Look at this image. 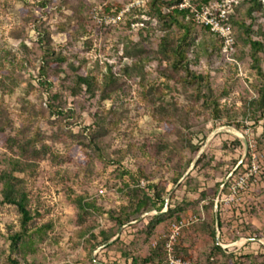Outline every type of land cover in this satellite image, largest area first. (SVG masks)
Segmentation results:
<instances>
[{
	"label": "rangeland",
	"instance_id": "374dc122",
	"mask_svg": "<svg viewBox=\"0 0 264 264\" xmlns=\"http://www.w3.org/2000/svg\"><path fill=\"white\" fill-rule=\"evenodd\" d=\"M80 2L82 4L78 5ZM133 3L134 0H0V63L3 61L5 64L4 67L0 66V79L11 88L9 92L0 88V109L3 116L9 115L12 119V125L6 127V131L21 129L22 122L17 113L23 104L33 110L44 111L49 92L60 94L64 108L62 115L44 112L45 117L34 118L25 124L27 131L37 129L48 143L62 153L56 161L48 158L40 160L34 174L28 178L31 206L41 214L37 222L51 223L42 230L41 240L34 237V243L39 248L31 259L42 264H88L86 256L76 249L82 247V240L76 234L81 223L74 206L75 197L82 195L84 201H95L96 208L87 207V213L82 214L83 220L94 221L97 225L113 224L114 220L107 216V211L117 214L128 207V191L135 187L126 174L121 177L118 174L125 168H135L137 159L133 153L142 152V157L146 158L153 153L156 142L162 141L169 143L167 150L160 152L158 161L148 160L146 171L152 172V177L141 178L138 185L151 194L152 190L147 186L149 183L164 185V207L160 211L152 209L122 225L112 239L123 229L122 238L128 241L131 223L139 221L146 214L165 212L168 205L174 207L185 203L182 220L199 217L200 213L202 219L215 218L216 221L215 211H219L222 227L218 228L216 222V242L227 253L231 252L233 259L218 257L217 260L213 256L214 264H223L225 260L226 264H239L244 255L251 254L262 258L264 115L249 106V101L255 97L254 87L259 79L248 60L241 62V65L237 63L234 75L225 66L203 67L208 71L212 87L216 89L225 85L228 89L227 96L219 99L225 115L218 117L205 116L207 113L203 114L202 109L198 108L200 103L188 96L186 86L177 87L170 80L167 84V79L160 75L152 57L142 62L146 71L143 79L138 74L121 77L103 99L99 98V91L94 97H89L85 92L71 96L67 89L71 83L64 73L50 75L47 80L50 85H39L38 81L44 80L38 74L42 56L40 44L43 45L39 41L43 38L44 30L48 31L53 48L63 52L68 61L77 66L81 64L83 73L95 71L101 76L107 60L114 63L116 71H120L135 58L141 59L146 53L152 55L151 49L155 47L153 36L146 37L138 47L129 44V41L137 42L140 38L135 25L130 30L126 29L128 20L135 16L130 12ZM105 7H109L110 12L104 13ZM100 12L104 16L99 15ZM111 13H121L120 22H106L104 19L111 17ZM59 23H63V29H60ZM7 50L28 59L30 63L22 68H12L6 59L10 57V54H5ZM165 65L166 62H162V66ZM7 68L12 79L3 76L2 72ZM30 83L32 88L29 87ZM142 83L164 87L161 102L165 105L172 106L176 101L182 107L194 105L198 108L193 119L190 118L191 114L187 115L188 127L178 119L169 124L156 120L150 111L161 102L156 101L151 106V94L146 92L147 87ZM96 108L109 118L118 119V122L108 126V132L99 142L103 157L92 155L91 163L85 166L84 150L88 152L89 149L80 141L86 138ZM181 122L184 123L185 118ZM188 139L192 146L188 145ZM0 150H3L1 144ZM176 174L180 176L174 180ZM121 182L128 183L123 190L117 188ZM201 191L206 192V197L197 202ZM210 203L213 211L207 209ZM199 221L184 227L188 230L199 227ZM7 223L16 229L17 214L11 206H0V250L3 251L0 253V264H9ZM169 225L164 232L155 234L152 247L165 240ZM188 235L181 242L186 251L179 256L184 259H188L187 252H201L202 248L197 247L198 241L192 239V232ZM226 239L231 242L228 246H225ZM104 246L96 249L103 259L102 263L130 264V258L125 260L120 256L119 245L112 247L109 257L101 252ZM201 253L198 264H210L206 262L205 252ZM188 260L193 264L192 260Z\"/></svg>",
	"mask_w": 264,
	"mask_h": 264
},
{
	"label": "trees",
	"instance_id": "16d2710c",
	"mask_svg": "<svg viewBox=\"0 0 264 264\" xmlns=\"http://www.w3.org/2000/svg\"><path fill=\"white\" fill-rule=\"evenodd\" d=\"M210 1L213 0H197L196 2L208 3ZM181 2L182 0H144V3L140 6L133 5L130 12L132 13L131 15L135 16L128 20L126 29L130 30L135 25L140 40L138 39L137 42L127 41H129L130 45L138 47L146 37L153 36L155 47L151 49L152 55L146 53L141 59L135 58L130 65L121 67L120 71H116L114 63L107 60L105 71L101 76L95 71L81 72V64L75 65L74 62L68 61V57L63 52L56 51L52 46L48 31L44 30L43 38L39 41L43 45L40 44L42 56L38 67V74L44 80L38 81L39 85H50L47 81L50 75L58 76L60 73H64L65 78L69 79L71 83L67 86L71 96H77L85 92L89 97H94L99 91V98L103 99L108 95L109 88L117 83L121 77H130L132 74H138L143 79L146 71H144L142 62L149 61L152 57V60L156 62L155 66L156 68L158 67L160 75L167 79V84H169L170 80L177 87L186 86L189 92L188 96L194 102L200 103L201 106L198 108L202 109L201 112L203 114L207 113L205 116L218 117L224 114V108L220 104L219 99L227 96L228 89L225 85L216 88L217 90L212 87L208 71L203 67L205 65L213 66V68L225 66L227 69H231L234 75L237 63L241 65V62L248 60L250 67L259 79L258 84L254 87L255 97L249 101V106L252 110H260L264 115V2L261 0H239L234 5L235 13L231 15L230 22L235 43L233 50L228 53L222 49L223 39L210 31L207 26L197 22L189 9L181 8ZM41 4L43 5L44 2ZM81 4L82 2L78 5ZM103 12H110V8H103ZM104 13L100 12L99 15L104 16ZM113 14L111 13L109 16H115ZM120 20L121 17L116 22H120ZM58 26L63 29V23H59ZM21 46L27 49L24 44H21ZM7 53L10 54V57L6 56L7 58H3L7 59L12 68H22L30 63L28 59L12 54L8 50L5 54ZM162 62H166L165 67L162 66ZM0 66H5L3 61ZM5 70L2 72L3 76L12 79L10 70L8 68ZM7 86L3 79H0V88L7 92L11 91V88ZM142 86H146V92L149 91L151 94V106L156 101H162V96L165 93L164 87H159L155 84L147 86L143 83ZM29 87H33L31 83ZM47 98L48 101L45 104L44 111L41 109L33 110L29 105L23 104L22 109L17 113L22 122V127L16 132L6 131V127L12 125V119L9 115L3 116L0 109V144L3 146V150H0V206L13 207L17 214L18 223L16 229H12V225L6 224L8 240L7 261L9 264H42L31 259L39 248L34 243V237L37 236L38 240H41L42 230L48 228L51 223L46 221L37 222L41 214L31 206L32 197L28 178L34 174L35 166L40 160L48 158L50 161H56L62 156V153L48 143L37 129L27 131L25 124L31 122L34 118L38 120L45 117L44 112L48 115L64 114L62 98L58 92H49ZM198 108L194 105L192 107L189 105L182 107L176 101H173L172 106L161 102L158 106L152 107L150 112L158 121L169 124L171 121L178 119L181 124L188 127L190 123L186 121L187 115L191 114L190 118L193 119L194 113L198 112ZM68 110L70 111L71 109L69 108ZM184 118L185 122L183 123L181 120ZM92 119V125L89 127L85 140L80 141L85 148L89 149L88 152L84 150V155L86 156L85 166L91 163L92 155L98 158L103 157L99 142L108 132V126H113L118 122V119L109 118L105 112L98 108L93 112ZM187 143L192 146L189 139ZM168 146L169 143L167 141L156 142L153 153L146 158L142 157V152V154L132 152L137 159L135 168L123 169L118 174V177L126 174L135 183V187L128 191L129 196H127L130 202L128 207L123 208L117 214L107 211V213L109 212L107 216L109 215L114 220L113 224L97 225L94 221L83 220L82 214L87 213V207L96 208L95 201H84L82 195L75 197L74 206L77 208V216L80 219L78 221L81 223L76 234L82 240V247H73V249H78L82 256H86L85 261L88 264H97L95 260L103 261L97 253L94 257L92 256L93 252L102 245L105 246L101 249V252L106 257H109L112 253V247L119 245L120 256L125 260L130 258V264L165 262V240L159 242L155 247L151 246V241L155 234L164 232L170 223L181 219L185 210V203L174 207L168 205L165 212L146 214L139 221L131 223L132 230L127 233L130 236L128 241L122 238L123 229H121L120 234L114 240L111 241V239L117 234L122 225L124 226L152 209L160 211L164 207V185L158 186L157 184L149 183L147 186L148 189L152 190L151 194L141 189L138 181L141 178L148 179L152 177V172L148 173L146 171L148 160L158 161V155L160 152L167 150ZM180 174H176L173 179L177 180ZM127 186L128 183L121 182L117 188L123 190ZM205 197L206 192L201 191L197 202ZM201 207L203 208V206ZM207 209L213 211V205L210 203ZM198 214L199 219L192 222L191 225L198 223L199 220L201 225L189 230L187 227L180 229L177 243L174 246V253L182 255L186 251L181 246V242L186 237L188 238V234L192 232L194 236L192 239L198 241L197 247H202L201 252H205L207 263L214 264L213 256L217 260L218 257L232 260L233 254L231 252L227 253L216 242V222L218 228L222 227L219 211L217 213V221H215V218L211 220L202 219V214ZM1 252L3 251L0 250ZM201 252H187L186 258L192 260L193 264H198V260L202 255ZM226 260L222 261L224 262L223 264L227 263ZM109 262L114 263V261ZM117 262H119V259ZM239 264H264V256L257 258L254 254L244 255L240 259Z\"/></svg>",
	"mask_w": 264,
	"mask_h": 264
},
{
	"label": "built area",
	"instance_id": "2783aa9c",
	"mask_svg": "<svg viewBox=\"0 0 264 264\" xmlns=\"http://www.w3.org/2000/svg\"><path fill=\"white\" fill-rule=\"evenodd\" d=\"M196 1L197 0H182L180 7L184 9H189L193 18L197 22L207 26L210 31L222 38L223 51H225L226 53L231 52L233 50L235 38L232 31L230 17L231 15H234V5L237 4L239 0H213L208 3H197ZM261 1L264 2V0ZM143 3L144 0H134L132 6H140ZM120 15L121 13L115 16L106 17L104 20L106 22H116L120 19ZM198 219L199 217L193 216L189 217L186 220L181 219L177 222L170 223L168 229L169 232L166 235L164 242L166 260L165 262H158L157 264H191L188 259H184L174 253V246L177 243V239L180 234V229L192 222L197 221ZM96 252H98V250L94 251L95 254ZM96 263L106 264L100 261H96Z\"/></svg>",
	"mask_w": 264,
	"mask_h": 264
},
{
	"label": "crops",
	"instance_id": "0c3cea01",
	"mask_svg": "<svg viewBox=\"0 0 264 264\" xmlns=\"http://www.w3.org/2000/svg\"><path fill=\"white\" fill-rule=\"evenodd\" d=\"M223 239H224V235H223ZM249 239H251V238H249ZM229 241V240H228ZM227 241V239H226V244H225V246H228V245H230L231 244V242H228ZM261 244L264 246V242L263 241H261Z\"/></svg>",
	"mask_w": 264,
	"mask_h": 264
},
{
	"label": "water",
	"instance_id": "95a60500",
	"mask_svg": "<svg viewBox=\"0 0 264 264\" xmlns=\"http://www.w3.org/2000/svg\"><path fill=\"white\" fill-rule=\"evenodd\" d=\"M215 216H216V221H217V212H216V211H215ZM112 240H113V239H112ZM112 240H111V241H112Z\"/></svg>",
	"mask_w": 264,
	"mask_h": 264
}]
</instances>
